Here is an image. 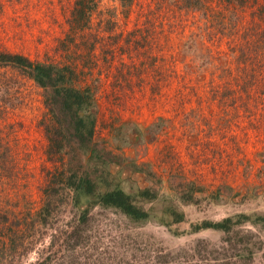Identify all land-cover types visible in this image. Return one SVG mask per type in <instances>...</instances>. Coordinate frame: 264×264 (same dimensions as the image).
Returning <instances> with one entry per match:
<instances>
[{"label": "rangeland", "instance_id": "1", "mask_svg": "<svg viewBox=\"0 0 264 264\" xmlns=\"http://www.w3.org/2000/svg\"><path fill=\"white\" fill-rule=\"evenodd\" d=\"M73 5L0 0V51L76 68L74 84L95 90L96 140L116 156V182L157 197L140 201L148 221L97 205L84 226L61 191L43 224V189L60 165L46 155L44 89L26 67L0 64V264L221 257L223 233L193 224L264 214V0H98L76 35ZM72 148L64 157L81 169ZM170 208L184 219L173 221ZM241 230L261 240L254 255L263 264L264 226Z\"/></svg>", "mask_w": 264, "mask_h": 264}, {"label": "trees", "instance_id": "2", "mask_svg": "<svg viewBox=\"0 0 264 264\" xmlns=\"http://www.w3.org/2000/svg\"><path fill=\"white\" fill-rule=\"evenodd\" d=\"M133 1L120 0L123 6H130ZM97 3L98 0H74L71 27L75 35L90 25ZM0 64L26 67L36 84L44 89L43 102L47 114L42 122L47 138L46 155L52 162H60V165L49 176L43 189L44 201L39 212L41 222L46 224L52 217L55 211L53 201L61 191L69 195L77 208L80 225H88L90 211L97 205L115 208L136 223L148 221L151 213L140 201L155 199L157 192L146 187L129 193L116 182L109 169L116 156L100 147L96 140L98 105L95 90L91 85L80 88L74 84L76 68L33 61L24 55L5 51H0ZM67 146L74 148V158L81 169L71 166L72 159L66 161L64 153ZM131 168L135 169V164ZM169 211L173 221L184 219V213L173 208ZM164 222L169 223L165 218ZM246 223L264 226V214L241 212L220 220L207 219L193 224L194 232L212 229L224 235L225 246L222 253H218L222 256H214L207 264H256L254 254L261 248L258 245L261 240H253L249 233L241 230ZM72 234L81 236L76 229L69 235ZM231 252L230 256H226Z\"/></svg>", "mask_w": 264, "mask_h": 264}]
</instances>
